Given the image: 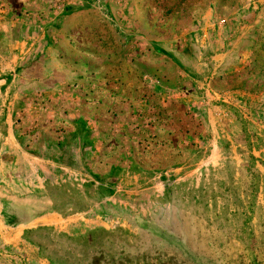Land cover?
<instances>
[{
    "label": "rangeland",
    "instance_id": "obj_1",
    "mask_svg": "<svg viewBox=\"0 0 264 264\" xmlns=\"http://www.w3.org/2000/svg\"><path fill=\"white\" fill-rule=\"evenodd\" d=\"M5 12L52 32L65 79L16 114L22 152L63 143L37 174L23 158L0 174L20 198L8 221L47 223L1 264H264V0H0ZM229 45L245 62L218 67ZM219 74L225 95L203 79Z\"/></svg>",
    "mask_w": 264,
    "mask_h": 264
},
{
    "label": "crops",
    "instance_id": "obj_2",
    "mask_svg": "<svg viewBox=\"0 0 264 264\" xmlns=\"http://www.w3.org/2000/svg\"><path fill=\"white\" fill-rule=\"evenodd\" d=\"M38 26L22 16L13 19L7 18L6 12L0 14V174L5 173L9 177L12 173L9 169L10 166H8L9 161L23 158L29 165L31 164L32 173L37 174V171L42 170V166L50 163L52 159L46 154V144H57L62 147L63 143L62 141H50L48 143L46 140L40 144L36 138L32 140L33 149L24 153L22 152L21 137L15 132L16 114L25 106H29L33 97L36 95L43 97L58 95L63 89L65 76L54 68L49 48L55 37H53L52 32L47 33L46 26ZM55 30L58 31L59 29ZM235 47L236 45H229L221 55L217 52L214 53L215 57L221 58L218 61V67L232 56L238 61L237 66L245 62L243 51L240 49L239 51ZM212 71L214 72V69ZM181 73H183L181 76L185 74V78L189 79L188 72ZM140 74L146 75L144 72ZM225 77L226 74L223 76L219 74L203 79L211 81L208 84L211 90H214L218 95L221 93L225 95L228 91L226 82H223L224 87L219 86L220 88L216 82L212 83L217 79L225 81L227 80ZM156 81L159 80L156 79ZM156 85L158 86V83ZM161 91L164 90L160 85L156 92L160 93ZM175 94L186 96L190 101L191 97L181 94L179 89H175ZM203 114L209 116L206 109H204ZM221 114L226 116L224 109H222ZM209 117L211 118V116ZM37 144L40 145L37 146ZM25 167L26 164L22 163V168ZM43 181L45 182V180ZM39 188L47 191L46 187L40 186ZM8 202H12L9 205L14 208L15 205L19 206L20 198L13 193L12 189L7 190L0 180V255L18 254L21 249L35 248L34 236L31 237V234H37L47 225L43 221V215H32L22 219L18 217L17 220L9 222L5 216Z\"/></svg>",
    "mask_w": 264,
    "mask_h": 264
}]
</instances>
